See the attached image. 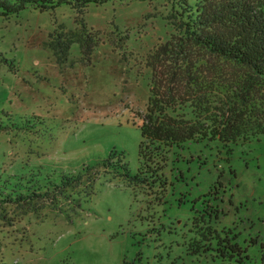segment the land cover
Returning a JSON list of instances; mask_svg holds the SVG:
<instances>
[{
  "label": "rangeland",
  "instance_id": "374dc122",
  "mask_svg": "<svg viewBox=\"0 0 264 264\" xmlns=\"http://www.w3.org/2000/svg\"><path fill=\"white\" fill-rule=\"evenodd\" d=\"M0 2L13 7L17 0ZM7 13L0 8V182L74 171L99 162L111 149L123 152V162L134 171L139 132L131 125L132 113L142 110L147 97L146 54L172 34L166 2L91 5L83 19L99 41L88 54L77 43L70 44L66 55L49 46L64 36L63 30L77 27L68 7ZM125 34L128 40H123ZM220 158L207 160L206 152L200 156L207 165L189 183L194 193L183 201L205 193L222 171L219 202L212 205L218 220L241 235L243 246L254 235L264 240V136L236 147L227 163ZM70 194L80 207L60 198L56 205L41 201L0 210V264H122L134 260L138 251L143 264H154L144 260L151 259V247L159 248L151 254L163 255L171 241L181 248L186 244L181 238L189 225L186 205L175 209L169 221L177 238L157 242L161 230L154 222L157 230H148L145 244L156 242L141 244L133 234L145 230L132 225L137 216L148 214L146 205L141 196L132 200L117 175L101 170L91 189ZM170 247V257L176 256L180 249ZM250 251L256 254V247Z\"/></svg>",
  "mask_w": 264,
  "mask_h": 264
},
{
  "label": "trees",
  "instance_id": "16d2710c",
  "mask_svg": "<svg viewBox=\"0 0 264 264\" xmlns=\"http://www.w3.org/2000/svg\"><path fill=\"white\" fill-rule=\"evenodd\" d=\"M124 1L131 0H17L13 7L0 2V8L15 14L27 8L44 13L68 7L75 14L77 27L73 31L61 28L64 36L49 46L66 55L70 44L77 43L88 54L99 38L95 41L86 29V10L91 5ZM164 1L168 9L165 20L172 34L144 58L142 68L149 73L147 97L142 110L132 113L135 121L134 125L131 123L139 132L136 169H128L123 152L111 149L99 162L74 171H48L24 181L20 180L24 175L15 176L10 178L12 181L0 182V210L7 205L28 207L41 201L56 205L60 198L71 199L80 207L70 192L91 189L102 170L120 177L134 202L138 196L144 201L148 214L137 216L132 225L133 229L145 230V234H133L141 239V244L146 243L148 230H157L154 222L161 230L156 231L157 242L164 237L177 238L169 221L175 209L187 206L189 225L181 236L186 244L182 243L181 248L174 240L167 248L163 243L161 247L167 249L163 255L151 254L159 252V248L151 247V259L145 261L264 264V240L254 235L248 237L249 246H243L245 241L239 242L241 235L217 218V208L212 205L219 202L222 171L205 193L183 201L194 193L189 183L207 165L206 161L200 162V156L206 152L207 160L221 156V162L227 163L236 147L264 136V0ZM123 40H128V35ZM90 194L87 192L86 196ZM162 220L169 224L164 225ZM155 242L150 240L145 245ZM171 244L177 251L180 249L174 257L168 252H172ZM251 247H256V254L250 251ZM122 264H143L142 253L138 251L134 260H123Z\"/></svg>",
  "mask_w": 264,
  "mask_h": 264
}]
</instances>
